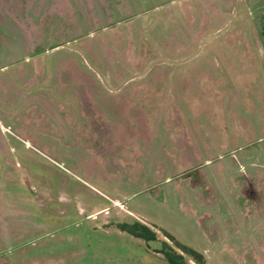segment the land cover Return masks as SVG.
<instances>
[{"label": "rangeland", "instance_id": "374dc122", "mask_svg": "<svg viewBox=\"0 0 264 264\" xmlns=\"http://www.w3.org/2000/svg\"><path fill=\"white\" fill-rule=\"evenodd\" d=\"M184 248L264 264V0H0V264Z\"/></svg>", "mask_w": 264, "mask_h": 264}, {"label": "trees", "instance_id": "16d2710c", "mask_svg": "<svg viewBox=\"0 0 264 264\" xmlns=\"http://www.w3.org/2000/svg\"><path fill=\"white\" fill-rule=\"evenodd\" d=\"M129 231L133 233L134 235H137L139 237L147 238V239H153L155 237V231L147 226L146 224L141 223L140 221H135V223L129 227ZM171 237V236H170ZM173 238H171L172 240ZM174 240V239H173ZM185 249V248H184ZM186 252H189L190 255L198 261L200 264L204 263L205 258L200 253L196 252L195 250H192L190 248L185 249ZM170 260L174 264H185V262L182 259V254H179L175 251L173 255L168 254Z\"/></svg>", "mask_w": 264, "mask_h": 264}, {"label": "crops", "instance_id": "0c3cea01", "mask_svg": "<svg viewBox=\"0 0 264 264\" xmlns=\"http://www.w3.org/2000/svg\"><path fill=\"white\" fill-rule=\"evenodd\" d=\"M207 161H209V160H207Z\"/></svg>", "mask_w": 264, "mask_h": 264}]
</instances>
